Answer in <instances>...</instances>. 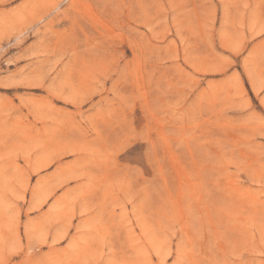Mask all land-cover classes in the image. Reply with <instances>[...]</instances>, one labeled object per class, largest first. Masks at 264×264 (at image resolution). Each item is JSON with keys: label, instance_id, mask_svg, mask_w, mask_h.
Returning <instances> with one entry per match:
<instances>
[{"label": "rangeland", "instance_id": "obj_1", "mask_svg": "<svg viewBox=\"0 0 264 264\" xmlns=\"http://www.w3.org/2000/svg\"><path fill=\"white\" fill-rule=\"evenodd\" d=\"M0 264H264V0H0Z\"/></svg>", "mask_w": 264, "mask_h": 264}]
</instances>
